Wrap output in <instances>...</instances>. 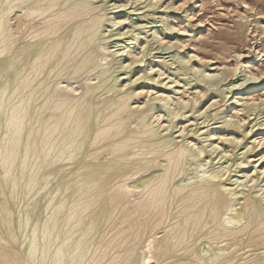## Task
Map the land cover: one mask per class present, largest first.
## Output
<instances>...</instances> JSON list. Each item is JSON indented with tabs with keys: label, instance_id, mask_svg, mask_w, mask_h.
Listing matches in <instances>:
<instances>
[{
	"label": "bare ground",
	"instance_id": "1",
	"mask_svg": "<svg viewBox=\"0 0 264 264\" xmlns=\"http://www.w3.org/2000/svg\"><path fill=\"white\" fill-rule=\"evenodd\" d=\"M107 20L95 0H0V219L8 236L0 232V264H264L263 186L252 191L255 174L227 179L228 166L203 164L216 140L178 141L168 132L190 99L123 90L115 73L143 57L118 61L130 44L116 52L103 43ZM192 70L210 86L221 81ZM260 71L249 74L259 80ZM137 94L143 106H133ZM254 140L264 144V135Z\"/></svg>",
	"mask_w": 264,
	"mask_h": 264
},
{
	"label": "rangeland",
	"instance_id": "2",
	"mask_svg": "<svg viewBox=\"0 0 264 264\" xmlns=\"http://www.w3.org/2000/svg\"><path fill=\"white\" fill-rule=\"evenodd\" d=\"M95 2L96 5L105 8L110 19L105 21L101 28L103 35L107 36L103 43L107 47L111 46L109 48L116 52L130 44L126 52L121 50L123 55L118 56V61L128 64L133 56L143 57L141 64L119 68L115 73L117 83L124 84L123 90L144 86L151 89L152 93L156 90H167L176 98L190 99L184 114L172 120V127L168 132L176 137L180 135L176 138L178 141L182 139L194 141L199 138L198 141H204L203 144L207 145L216 140L215 152L207 151L200 161L207 157L206 161H201L203 164L207 163V167L219 168L222 163L223 166H228L227 179L230 175L233 179L244 176L245 172L255 174L257 181H254L253 185L256 188L252 191L259 189L260 186L264 189V144L254 140L255 137L264 135V98L249 100L252 95L255 97L264 95V76L260 78L261 80H255L249 74V69H252L261 76L260 69L264 68V56L261 54V57H256L260 50H264V0H95ZM182 2L184 5L180 6ZM116 3H122L124 6L115 8ZM111 19H120L123 22L113 26ZM132 37L134 40H129ZM249 47L251 50L247 49ZM238 52L245 53V56L236 55ZM179 54L184 56V61L178 58ZM190 57L191 60L187 62ZM248 59L255 60L253 62L255 66L251 64L246 67ZM236 61L240 65L234 72L233 64ZM151 66L154 70L150 69ZM193 66L219 73L221 81L216 86H210L202 81V74H194ZM143 73H146L145 78L138 80ZM77 86L78 83L73 84V87ZM253 86H255L253 94H249L251 92L249 88ZM226 94L228 97L225 98ZM144 96L145 94L133 96L131 100L134 102L133 106H143ZM239 99L243 100L238 102ZM244 101H248V104H243ZM212 103L214 105L211 106ZM239 108V113H236V109ZM155 111L157 109L153 112ZM167 113L168 110H162L161 121L164 120L165 123L170 121V118L166 117ZM213 130L226 136L221 139L205 137V134ZM233 136H238V139L233 140ZM9 206L13 211L15 228L19 233L18 208L12 200ZM0 232L8 239L7 230L1 219ZM148 238L144 236L140 241V251L147 245Z\"/></svg>",
	"mask_w": 264,
	"mask_h": 264
}]
</instances>
